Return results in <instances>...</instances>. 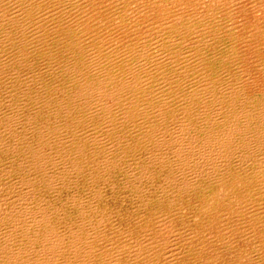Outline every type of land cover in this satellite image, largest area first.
I'll list each match as a JSON object with an SVG mask.
<instances>
[{
  "label": "bare ground",
  "instance_id": "1",
  "mask_svg": "<svg viewBox=\"0 0 264 264\" xmlns=\"http://www.w3.org/2000/svg\"><path fill=\"white\" fill-rule=\"evenodd\" d=\"M135 1H131L130 7L118 8V3V7L107 5L109 20L116 26L110 33L105 32L103 26L80 29L71 20L67 27L64 25L59 30L68 45L64 44L66 41L57 44L51 40L53 55L48 56L44 64H39L43 57L32 40L40 28L35 13L25 10L18 17L9 14L13 8L2 7L6 17L0 16V27L8 30L2 38L9 40L11 47L0 49L5 59L0 61V264H179L177 260L182 255L189 264H219L221 247L234 251V264L246 263L245 259L251 261L242 256L241 250L235 249L236 234L246 242L253 239L256 254L258 252L255 260L257 264H264V224H261L264 213L261 220L252 221V235L243 236L237 227L240 216L252 213L250 205L254 195H264V65L250 68L248 61L245 66L238 58L240 67H232L228 51L232 38L219 40L221 37L215 34L219 18L233 19L234 11L239 13L238 6L247 8L248 3H255L264 13V0ZM256 13L260 15L259 11ZM234 25L224 31H236L238 24ZM260 27V33L264 34V20ZM186 37L191 44L183 43L188 40ZM240 38L248 40L244 33ZM28 39L34 44L27 54L24 45ZM249 50L244 52L243 49V52L249 54ZM217 54L224 56L218 63ZM118 55L124 64L113 61L111 56ZM18 57L21 59L16 60ZM119 66L122 71L114 87L105 88L106 79L114 78ZM190 68L194 76L187 81L195 77L196 84L174 94L170 101H175L176 109L170 115L160 121L153 120L149 127L144 126L149 146L147 150L135 151L137 164H124L123 160L113 162L102 154L95 159L89 153L85 155L86 160L79 158L73 164L67 159V165L61 168L65 174L53 167L52 159L64 157L61 147L70 143L68 138L56 144L53 137L59 128L73 126L83 111H89L93 101L98 99L107 109L118 102L119 107L125 106L126 116L131 118L136 113L132 106L137 99L146 101L158 94L169 95V90L162 87L155 93L151 82H145L146 76L156 71L160 75L163 70L173 77L179 74L186 77ZM178 69L186 73L176 72ZM8 72L9 78L2 76ZM177 79L180 87L182 79ZM50 97H55L57 103L50 101ZM17 115L20 121L16 126ZM65 132L68 135L66 129ZM84 161L88 168L80 173ZM142 163L148 172L139 176ZM162 166L165 172H172L174 178L161 176V182H165L155 189V177ZM12 172H15L11 175L14 178L7 180ZM117 172L121 174H118L119 187L126 188L132 200V221L139 231L117 228L115 233L107 234L100 227L80 236L81 225L89 221L98 223L90 205L95 199V189L88 199L79 192L78 196L76 193L68 196L67 200L79 213L77 223L72 222L80 226L75 229L77 235L70 233L68 238L63 235L59 238L57 230L61 227L54 230L46 224L48 217L54 219L59 207L44 208L42 192L51 190L55 194L57 190L67 189L69 177H82L83 173H91L99 180L102 173L115 177ZM81 179L85 182L84 177ZM143 191L153 195L152 205L145 206L136 200ZM146 209L151 215L143 213ZM159 215L174 217L178 223L176 231H171L167 225L156 230L151 216L157 219ZM180 224L187 225L183 226L188 227L186 233L183 234ZM185 234L187 238H183ZM125 235L128 237L123 240L121 236L125 238ZM194 237L201 241L195 243ZM173 246L179 247L175 260L170 252ZM203 249H208L204 261L200 255Z\"/></svg>",
  "mask_w": 264,
  "mask_h": 264
},
{
  "label": "rangeland",
  "instance_id": "2",
  "mask_svg": "<svg viewBox=\"0 0 264 264\" xmlns=\"http://www.w3.org/2000/svg\"><path fill=\"white\" fill-rule=\"evenodd\" d=\"M131 1H133V0H124V1L123 0H117V1L116 0H58V1L57 0H0V6H1L0 7L1 8L0 9V16L4 15L2 13V9L3 8L7 9L8 7L13 8V10H11L10 13L6 12V14L9 13L10 15L12 14V15H15L18 17L20 15L24 14L23 12L25 10L27 12H29V14L35 13V15L37 17L35 21L40 24L39 25L40 28H38L36 34H33L34 38L32 40L36 43V47L39 48L40 55L43 57L41 59V61L39 62V64H44L47 62L45 60L48 59V56L51 57L53 55V52L51 49L52 48L51 47V40H53L54 43H57V42L60 43L61 40H62L61 42L66 41L65 37H62L61 33L59 32V30L61 28H64V25L67 27V24L70 23L71 20L72 21L74 20L75 22L74 21L73 22L76 23V25L78 27H80V29L93 30V29H99L100 26H103V27H105L104 31L107 33H110L111 31H114L116 29V28H114L116 26L113 24V21L109 20L110 12L106 10L107 5H113L114 7H118V5H116L118 3L119 4L118 8H120V7L122 8L125 6L130 7L133 5L131 3ZM111 2H113V3H111ZM135 2L137 3L138 0ZM121 3H123V4H121ZM130 3H131V5H130ZM253 4L254 5H252L251 3H248L247 8H246V6L244 7V5H239L238 6L239 13H237V10H235L234 11L235 12L234 17L231 20H230V18L224 17V20H223V18H219L217 24H215L216 23L215 19L212 22L213 24L216 25L215 34H219V36L221 37L219 40H222L225 37L226 38H232V47L228 50L230 52V55L232 54V56L229 55V62L232 61L231 62L232 67L239 68L240 67L239 65L241 64V62H242V64L245 65L246 61H248L249 65L246 63L245 66L248 65L247 67H250V68L251 67L252 68L260 67L261 64L264 65L263 64V62H264V36H262L263 33H260L261 32L260 26L262 25L263 20H264L263 19L264 13L260 12L261 10H259V6L255 5V3H253ZM27 5H28V7H27ZM92 8H94L96 10L100 9V11L99 10L93 11ZM248 9H249V11H248ZM245 11H246V14H245ZM255 11L256 12L259 11L260 15H258V13H256ZM92 13H93V15H92ZM241 15L242 16L244 15V16L241 17ZM77 16H78V18H77ZM257 16H259V17H257ZM3 17L5 18L6 15ZM238 20H240L241 22ZM253 20H255V22ZM233 21H235L236 23ZM65 22H66V24H65ZM225 22H227V23H225ZM245 23H247V25ZM41 24L43 27L41 26ZM61 24H62V26H61ZM234 24L235 25L238 24V25H236V26H238L236 31H232V33L230 30L228 32L224 31L230 27H233ZM257 25H260V26H257ZM224 26H226V27L224 28ZM220 28H222V30H220ZM74 29H77V28L74 26ZM5 31H8V30L0 27V44H1L0 49L1 48L10 49V47H11L9 40L4 41V39H3V38H5V35H4ZM247 31H249L250 33L249 32L247 33ZM235 32H236V34H235ZM48 33L49 34L51 33V34L49 35ZM242 33H244V37L246 36L248 40H245L244 38H242V40H241L240 37H241ZM53 34H54V36L52 37ZM221 34H223V36ZM245 34H247L248 36ZM233 37L235 39H233ZM237 37H238L239 41H238ZM185 39H183V40H185ZM32 40L28 39L25 42L24 47L27 49V52H26L27 54L30 53L32 50L31 48L34 44V43H31ZM4 42H5V44H4ZM187 42L190 44L192 43V41H190L189 39L183 41V43L188 44ZM236 42H237V44H238V42H240V43L237 45ZM241 42H242V44H241ZM64 44L68 45L67 41ZM64 44H62V45H64ZM235 46L237 47V50L235 49ZM247 48H249L250 49L249 51H251L249 54L247 52L244 53L245 49H247ZM243 49H244V52H243ZM68 51L70 52V49ZM73 51H74V49H73ZM235 52H236V54L237 53L238 54L236 55ZM240 52H242V54H243L242 57H241L242 54ZM155 55L156 54H154V56ZM222 55L223 54H220V55L217 54L216 55L217 63H218V61L220 62V60H222V58L224 57ZM154 56H153V59H154L153 61H155V58H156V56H155V58H154ZM244 56L245 57L249 56L251 58H247V57L245 58ZM252 56H253V59H252ZM111 57H112V59L114 58L113 61L115 63L124 64V61L121 59L120 55H118L116 57H114V56H111ZM11 58H12V56H11ZM238 58L240 59L241 62L239 61ZM3 59H4V54L0 53V61L3 62L5 60V59L4 60ZM20 59L18 57L16 60H20ZM43 59H44V61H43ZM120 69H122L121 66L118 67V70L114 74L115 79L113 78V76L111 78L108 77L106 79L107 81H105V83H104L105 88L109 89V87L110 88L114 87V85H115L114 82L116 81V77H118L121 74L120 71H122V70H120ZM178 70L176 72L181 73V74L186 73V72L182 73L181 70H179V71ZM184 70L185 69H182V71H184ZM189 70H190V73H188L186 75V77H184V75H180V74L177 77L176 76L173 77L172 75L164 72L163 70H162V74H160V75H157L158 72L156 71L154 74H152L150 76H146L144 78L145 82H149V83L151 82L150 87L155 91V93H158L162 87L167 91L169 90L168 93H169L170 97L168 94L167 95L166 94H158L157 97H155L153 99H146V101H145V99H140V98L137 99L136 100L137 103L132 106L136 109V113L131 118L126 116V114H128V111L126 112V110H124L125 106L122 105L123 108L119 107L118 102H116V106H110L107 109L106 107H104L99 102L98 99L93 101L91 103V107H90L89 111H83L82 117H80V119H77L75 121V123L73 124V126H70V125L68 127L63 126L68 131V135L66 134L65 129L63 127H61V129L59 128V130L57 131V134L53 137L54 141H55L54 143H56V144H58V142L61 141V139H68L69 138L68 140H70V143L68 144L69 146H65V147L62 146L61 147V155L65 154L66 156L64 155V157H62L61 159H58V158L52 159L53 167L58 169V171H61V174H65L61 168L62 167L64 168L67 165V163H66L67 159L69 161H71V163L73 164L75 161H78L79 158H80V160L81 159L86 160L85 155H89V153H91L92 157L94 156L93 158H95V159L100 158L101 156L105 155L108 160H111L113 162H117V161L119 162V161L123 160L122 162H124V164H128V165L137 164L139 159H138V156L136 155L135 151L137 149L139 152L143 151L145 149L147 150L148 146H149L148 143L146 142L145 137H144V128L153 125L155 120L160 121V119H162L163 117H165L167 115H170V113L172 111H174V109H176L175 108L176 104L174 103L175 101H170V100L173 99L174 94L177 93L178 90L182 91L184 88H186L188 90L190 87H192L193 85L196 84L197 80L195 79V77L192 80L187 81V80L191 79V77L194 76V73L192 71L193 68H190ZM222 72H224V70ZM8 74L10 75V73L8 72V73H6V75L3 74L2 76L9 78L10 76H8ZM166 75H169V76H166ZM159 78H161V79H159ZM163 78H164V80H163ZM177 78L182 79L181 86L179 85L180 87H178V85L176 83V80H178ZM157 79H159L160 81ZM108 83H111V85L108 86ZM49 100L52 101L54 104L57 103V100L55 97H50ZM155 104H156V106H155ZM147 108H149V110ZM141 112H144V113H141ZM98 116H100V117H98ZM19 117H20V115L16 116L15 123H14L16 126L20 121ZM121 120L127 121L128 124L122 123ZM90 121H92V122H90ZM147 121H148V123H145ZM80 122H81V124H80ZM212 125L216 126V124L214 122L212 123ZM123 126L125 127V129H123L124 128ZM214 126H212V127H214ZM118 130H119V132H118ZM58 132H59V134H58ZM134 135H136V136H134ZM68 136H70V137H68ZM82 142L86 143V145L80 146V143H82ZM129 146H131V147H129ZM122 147H123V149H122ZM66 151H69V152L66 153ZM97 155L99 157H97ZM120 158H122V159H120ZM84 163L85 164H83V167H81L80 173L84 169L88 168L86 161H84ZM141 165H142V167L140 168V170L138 172V175L139 174H141V175H139V176H143L145 173L148 172L147 166L145 164L143 165V163ZM19 171H21V170L19 169ZM14 173L15 172L10 173L9 176L6 177V179L7 180L13 179L14 176H11V175H14ZM118 174H120V173L117 172V175L115 177H111V176H109V173L108 174L102 173V174H100L101 179L99 178V180H95V178L91 176V173H89V174L83 173L82 177H84L85 182L81 179L82 177L77 176L79 179L77 177H73V178L69 177V180L65 179V180H68V183L66 184L67 189H64L62 191L57 190L55 194L52 193L51 190H49V191L45 190L44 192H42V194H40V195H41V198H44L43 200L45 201L44 204L42 203V206L44 205L43 206L44 208L50 209V207H59L58 208L59 212L55 211L54 219L52 217H48L46 219V224L50 225L51 228H53L54 230L55 229L57 230L58 227H61V228H58V230H57L59 233V238H61V235L66 236L68 238L70 236V233L77 235L78 232L75 229L76 228L78 229V227H80L76 224L77 223L76 220H78V214L79 213L76 212L75 205L73 203L69 202V200H67L68 196H71L75 193L78 196V192H79L83 195V197L85 199H88L90 194L95 189V192H96V195L94 196L95 199H94V201L93 200L91 201L90 205H91V210H93V212L97 214L96 217L98 218L97 219L98 223L97 222L95 223V221H93V222L89 221L90 223L81 225V227L82 226L83 227L81 228L80 236H85L87 233H91V231L93 232V230L97 229V228H99L98 230H100V227H101V229L103 228L102 231L107 233V234H110L112 232L115 233L117 228L122 229V230L123 229H127V230L133 229V231H135V232L139 231V227H138V229H136L137 225L132 221L133 212H134L132 200H131L130 196L127 195V193H129V192L126 190V188L121 189L119 187L120 177ZM149 174H151V172H149ZM120 176H121V174H120ZM161 176L162 177L165 176L166 179L174 178V174L170 171L165 172V169L162 166V168L157 171V176L155 177L156 178L155 183L153 184L155 186V189L158 186H160L163 182H165V181L161 182V180H162ZM160 177H161V179H160ZM87 181H89V182H87ZM46 193H48V194H46ZM49 194H51V195H49ZM143 196L145 198H143ZM254 196H255L254 200L251 202L252 204L250 205V209H252V213L248 214L247 216H240V218L238 220L239 224L237 225V227L240 228V231H241L243 236L252 235V233H253V229H252V225H251L253 223L252 221L261 220L262 218H260V217H262V215L264 213V200L260 201V198L263 197L264 195L263 194L262 195L261 194H255ZM46 197L48 200L45 199ZM257 197H258V199H257ZM136 200L139 201L140 203L144 204L145 206L152 205L153 202H155L153 195H151V194L146 195V194H144V191L138 195ZM260 211H261V213H260ZM143 213L146 216L151 215L150 213H148L147 209L145 211H143ZM256 213H258V214H256ZM98 214H99V216H98ZM254 214H256V215H254ZM151 217H152L153 227L156 230L160 231L162 229V227L167 225L170 227L171 231H173V230L176 231L178 223H177V220L174 217H172L171 215H170V217L167 216L168 218L167 217L165 218L162 215H159L158 216L159 218H157V219L154 218L153 216H151ZM245 217H246V219H245ZM164 220H167L166 224L164 223ZM72 222H76V223H72ZM82 223L83 222H81V224ZM91 224L94 226H92ZM261 224H264V222L262 221ZM185 225H183V226H185ZM183 226H182V228H183ZM169 227H168V229H169ZM83 229H84V231H83ZM187 229H188V227H184L182 229L183 234L186 233ZM127 237H128L127 235H125V238H123L121 236V238L123 240L126 239ZM187 237L188 236L186 234L183 236V238H187ZM97 238L102 240L101 236H98ZM196 238L197 237H194V239H196ZM244 239L245 238H241L239 235L236 234L235 245H234L235 249L237 251H238V249L241 250L243 257L250 258L251 261L245 259L244 261L246 263H243V264H257L255 259L258 257V252L256 254V250L253 246L254 243H252L253 239H250L249 240L250 242H246ZM203 240L206 241L208 239L203 238ZM200 241H201V238L196 239L195 243H198ZM217 246L221 247L220 244H218V243H217ZM177 247L178 246H173L170 249L171 254H173L172 257L174 260L177 256L175 254L178 252V248H179V247L178 248ZM208 249H203L200 252V255H201L203 261H204L203 258L205 256V251H207ZM220 252H221V262L219 264H234V262H235L234 251H231V249L228 250V249H224L221 247ZM121 257L124 258V256H121ZM263 257H264V251L262 253V259H263ZM177 262L179 264H189L187 262V257H184L183 255H182V257H180L177 260ZM259 262H261V261H259Z\"/></svg>",
  "mask_w": 264,
  "mask_h": 264
}]
</instances>
